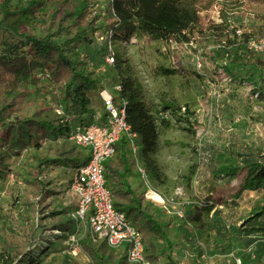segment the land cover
<instances>
[{"label": "rangeland", "instance_id": "1", "mask_svg": "<svg viewBox=\"0 0 264 264\" xmlns=\"http://www.w3.org/2000/svg\"><path fill=\"white\" fill-rule=\"evenodd\" d=\"M28 1L31 0H14V3L23 5ZM48 1L53 7L60 5L59 0ZM263 14L262 6L248 0H217L208 10L200 12L199 26L211 33V26L225 24L227 19L241 38L238 30L250 32L260 23ZM101 21L91 25L86 37L65 46L93 81L94 89L91 88L89 98L95 107L99 106L98 110L87 113L83 122L91 123L95 112L102 115L100 110L104 107H100L102 102L96 97L97 93L111 90L117 104L121 105V93L114 86L127 77L139 82L144 103L156 118L158 131V147L153 158L160 168V179L148 176L149 183L165 198V208L157 210V217L178 235L175 254L181 258V264H264V232L250 230L249 224L245 228L251 207L260 199L261 191H246L235 198L237 180L216 179L213 174L217 169L216 156L221 153L237 164L264 162V93L236 84L225 74L221 64L233 53V48L224 44L225 37L204 41L196 34L191 43L178 44L152 41L145 35L125 38L116 33L112 39V36L107 38L115 52V62L110 63L105 60L108 45L99 39L108 23L105 20L102 25ZM43 28L42 16L38 14L26 29L42 36L46 27ZM0 42L2 55L6 58L15 55L11 35L6 31H0ZM258 54L264 61V53ZM170 69L178 70L179 74L166 75L165 71ZM58 98L33 92L30 103L54 106ZM170 104L176 109H170ZM4 134L5 142L10 136L8 132ZM138 145L144 148L140 139ZM58 147L56 143L44 142L36 150L33 147L21 150L14 169L27 176L29 166L38 162L33 154L51 158ZM124 147L131 157L128 146ZM43 170L50 182L42 204H37L43 215L33 216L31 206L17 202L10 191L0 189V229L17 232L12 218L24 223L26 217H31L36 224L31 253L34 260H40L39 264L62 260L66 264H92L78 245V240L85 237L88 230L85 220L73 216L77 209V196L70 189L74 169L50 166ZM19 182L16 177L12 178L15 194ZM131 182L139 191L146 188V182L136 169ZM212 192L223 197L212 214L215 229L205 243L181 220ZM57 211L64 213L57 219L49 217Z\"/></svg>", "mask_w": 264, "mask_h": 264}, {"label": "trees", "instance_id": "2", "mask_svg": "<svg viewBox=\"0 0 264 264\" xmlns=\"http://www.w3.org/2000/svg\"><path fill=\"white\" fill-rule=\"evenodd\" d=\"M59 1L60 5L53 7L48 0H31L23 5L14 3V0H0V31L11 35L12 49L15 51L14 56L6 58L2 55L0 42V189L10 191L17 202L31 206L33 216L43 215L37 204H42L49 189L50 182L44 176L43 169L50 166L75 169L89 157L85 148L68 140L70 126L64 119L91 112L89 97L94 85L65 46L84 37L91 25L102 18V14L92 13L96 0ZM248 1L264 9V0ZM216 2L115 0L112 7L119 22L114 29L115 34L119 33L125 38L145 35L152 41L178 44L191 43L196 34L204 41L211 38L222 40L225 37L224 44L233 48V53L228 54L221 64L225 74L236 84L264 93V61L258 53L248 48L251 40L264 36V14L259 18L260 23L250 32L242 33L241 38L236 35V27H232L227 19L225 24L211 26L210 33L199 26L200 12L208 10ZM107 13L108 19L114 16L112 8ZM38 14L46 27L42 36L26 29ZM232 34L234 37H231ZM116 59L118 63V56ZM165 74L178 75L179 71L170 69ZM121 84L120 93L126 102L127 121L144 146L140 150L141 163L151 179H160V168L153 158L158 147L156 118L144 103L143 87L139 82L127 77ZM33 92L58 96V104H32L30 96ZM55 108H62L64 115H58ZM169 108L175 106L170 104ZM5 132L9 133L10 139L4 142ZM44 142L59 145L56 155L39 158L33 154L38 162L29 166L27 176H22L14 169L21 150L30 147L36 150ZM124 145L125 141L117 143L115 155L105 163L106 185L111 189L114 207L123 212L142 234L145 258L150 264H181L175 254L179 245L176 240L178 235L160 222L158 209L152 208L145 200L143 191L132 185L135 162L128 156ZM216 162L217 169L213 173L216 179L227 177L237 180L235 198L246 191H261L260 199L251 207L245 228L249 224L250 230L264 232V162L237 164L225 153L218 154ZM13 177L20 180L17 194L13 193L11 185ZM222 197L212 192L210 197L194 205L181 220L205 243L209 242L210 233L215 229L212 214ZM63 213L53 212L49 217L57 219ZM12 219L17 232L0 229V264H39L40 260H34L31 253L36 224L31 217H26L24 223L15 217ZM78 245L92 264H135L127 259L126 244L111 247L105 242L93 240L87 234L78 240ZM55 264L66 263L62 260Z\"/></svg>", "mask_w": 264, "mask_h": 264}, {"label": "built area", "instance_id": "3", "mask_svg": "<svg viewBox=\"0 0 264 264\" xmlns=\"http://www.w3.org/2000/svg\"><path fill=\"white\" fill-rule=\"evenodd\" d=\"M114 2L115 0H96V4L92 7L93 14L99 12L102 14L103 21L100 23L103 25L105 20L108 23L104 26L106 27L103 28L104 34L99 35V39L101 42L105 40L108 45L105 60H109L110 63L115 62V52L112 42L107 41V38L111 36V39L113 38L114 29L119 25L118 17L112 7ZM111 8L114 16L108 19L107 10ZM238 34H242L240 30ZM248 48L256 53H264V36L251 40ZM198 65L201 67L200 63ZM114 88L117 92H121L122 84L115 85ZM97 97L101 99L100 107H104V110H100L101 116L95 112L91 123L83 122L86 114L64 119L70 126L68 140L78 147L85 148L89 153L87 161L74 169V177L70 183V189L77 196V209L73 216L86 221L88 235L93 240L105 242L111 247L126 244V256L129 262L150 264L145 258L142 234L126 219L123 212L114 207L111 189L106 185L105 163L115 154L117 143L125 141L128 146L131 158L136 164L135 169L146 182L143 195L151 207L163 210L165 198L149 183L147 171L141 163V149L138 145L140 138L132 131L127 121L126 102L122 99V104L118 105L111 90L100 91ZM92 107H95L93 103ZM98 109L99 106L91 108L92 111ZM55 112L60 116L64 115L62 108H55Z\"/></svg>", "mask_w": 264, "mask_h": 264}, {"label": "crops", "instance_id": "4", "mask_svg": "<svg viewBox=\"0 0 264 264\" xmlns=\"http://www.w3.org/2000/svg\"><path fill=\"white\" fill-rule=\"evenodd\" d=\"M172 231V230H171ZM179 259L181 260V258L179 257Z\"/></svg>", "mask_w": 264, "mask_h": 264}]
</instances>
